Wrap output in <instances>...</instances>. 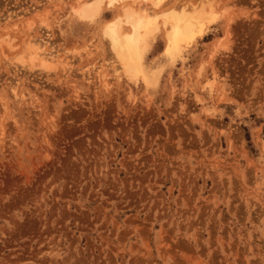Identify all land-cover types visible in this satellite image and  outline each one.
<instances>
[{
    "label": "rangeland",
    "instance_id": "374dc122",
    "mask_svg": "<svg viewBox=\"0 0 264 264\" xmlns=\"http://www.w3.org/2000/svg\"><path fill=\"white\" fill-rule=\"evenodd\" d=\"M213 2L178 56L149 35L128 93L101 36L119 5L0 0V264H264V0ZM31 36L70 72L6 62Z\"/></svg>",
    "mask_w": 264,
    "mask_h": 264
},
{
    "label": "bare ground",
    "instance_id": "6f19581e",
    "mask_svg": "<svg viewBox=\"0 0 264 264\" xmlns=\"http://www.w3.org/2000/svg\"><path fill=\"white\" fill-rule=\"evenodd\" d=\"M213 1L214 0H198L195 1V4L179 3L178 1H175L170 6L164 7L166 0H76V3L70 6V10L79 20L93 22L100 16L104 7L112 9L119 5L120 12L102 24L101 36L103 35L106 39V46L109 47L113 60L118 65L116 72H113L109 77L113 76L119 78L120 74H123L125 76L127 87V89H125L128 93H131L134 88H139L141 83H147L145 77L147 73L144 74L142 70V56L149 35L161 26L165 38L163 52L178 56L183 48L191 46L198 38H201L206 33L207 27L227 12L224 8L217 9L214 7ZM34 11L37 12V10ZM25 13L22 16L20 15L21 19L27 18V15L31 12L28 11L27 14ZM226 14H228V12ZM8 18L12 19L13 16L11 15ZM27 22V30L31 31L33 27L32 21ZM229 22L230 20L228 23ZM5 35L7 38V33ZM224 35L218 39V43L215 47L218 46L221 49L226 47V36ZM42 37L44 38V36ZM42 37L33 39L31 36V38L25 41V43L22 42V44H24L23 48L19 51L16 50L14 56L10 58L8 57L10 60L6 62L9 63V61L11 62L13 60L11 63L17 67L16 70L18 69V66H21L47 72L48 70L50 71L59 66L62 70L65 69L67 71L71 63L69 61L70 63L68 64L67 56L58 55L54 48V52H46L47 50L44 51V39H41ZM1 40V42L9 49L14 47L9 38ZM216 50L217 48L214 49V52ZM1 54L4 59H7L5 58L6 55L2 51L0 43V55ZM70 70L71 69H69V72ZM118 70H121L122 72H118ZM66 71L65 73H67ZM96 71H98L96 74L99 73L98 69H96ZM96 74H94V78H98V80L96 79L97 81L101 83L103 82L104 86L110 84L105 80L103 74H98L99 76ZM83 75L85 74L83 73ZM95 75L98 77H95ZM109 77L107 76L108 80L110 79L111 81V78Z\"/></svg>",
    "mask_w": 264,
    "mask_h": 264
}]
</instances>
